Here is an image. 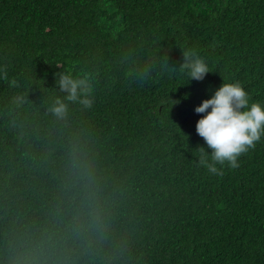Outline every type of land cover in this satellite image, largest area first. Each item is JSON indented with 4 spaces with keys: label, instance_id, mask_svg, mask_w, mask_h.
I'll return each instance as SVG.
<instances>
[{
    "label": "trees",
    "instance_id": "obj_1",
    "mask_svg": "<svg viewBox=\"0 0 264 264\" xmlns=\"http://www.w3.org/2000/svg\"><path fill=\"white\" fill-rule=\"evenodd\" d=\"M186 48L212 71L202 81L179 73ZM4 67L19 86L0 74V264L41 234L63 242L74 138L108 230L87 251L68 241L67 264H264V135L214 175L198 164L210 149L195 112L222 78L264 108V0H0ZM64 70L90 74L95 100L59 122L48 109Z\"/></svg>",
    "mask_w": 264,
    "mask_h": 264
},
{
    "label": "clouds",
    "instance_id": "obj_2",
    "mask_svg": "<svg viewBox=\"0 0 264 264\" xmlns=\"http://www.w3.org/2000/svg\"><path fill=\"white\" fill-rule=\"evenodd\" d=\"M182 55L184 62L179 73L186 75L189 82L202 81L212 72L196 49L186 48ZM163 59L167 66V55ZM0 74L10 87L19 86L15 78L9 79L6 67L0 68ZM222 79L224 82L214 95L195 108L197 114H204L196 124L197 134L210 149L209 154L203 147L197 148L198 164L218 176L224 174L218 165L238 168V158L254 149L264 135V108L259 102L250 103L251 98L239 81L228 83ZM56 87L63 96L55 98L48 112L57 121L67 120L69 104H78L82 110L92 108L95 98L90 74L60 71L56 73ZM170 101L172 105L179 103ZM13 102L20 105L25 98L17 95ZM65 169L68 188L77 208L66 226L63 242L47 234L30 238L14 247L12 264H67L73 251L66 246L68 241L82 246L84 251L105 241L108 226L102 194L87 145L78 138L67 145Z\"/></svg>",
    "mask_w": 264,
    "mask_h": 264
}]
</instances>
